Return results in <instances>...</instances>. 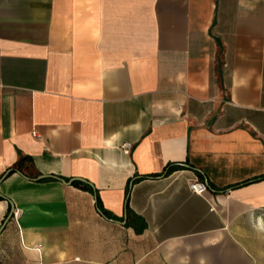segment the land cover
Returning a JSON list of instances; mask_svg holds the SVG:
<instances>
[{"label": "crops", "instance_id": "1", "mask_svg": "<svg viewBox=\"0 0 264 264\" xmlns=\"http://www.w3.org/2000/svg\"><path fill=\"white\" fill-rule=\"evenodd\" d=\"M0 264H264V0H0Z\"/></svg>", "mask_w": 264, "mask_h": 264}, {"label": "built area", "instance_id": "2", "mask_svg": "<svg viewBox=\"0 0 264 264\" xmlns=\"http://www.w3.org/2000/svg\"><path fill=\"white\" fill-rule=\"evenodd\" d=\"M129 146H125V150H128ZM190 189L197 193L201 194L207 190V184L202 181H193L189 184ZM15 214L17 213L16 211L14 212Z\"/></svg>", "mask_w": 264, "mask_h": 264}, {"label": "trees", "instance_id": "3", "mask_svg": "<svg viewBox=\"0 0 264 264\" xmlns=\"http://www.w3.org/2000/svg\"><path fill=\"white\" fill-rule=\"evenodd\" d=\"M23 160H24V158L21 157L20 160H19V162L17 163V165L13 166L11 168V170H14L16 167L17 168H20V165L22 164V161ZM74 184L77 185V186H79V187H81V188H83V189H89V190L91 189L90 186H88L87 184L81 183L79 181H74Z\"/></svg>", "mask_w": 264, "mask_h": 264}, {"label": "water", "instance_id": "4", "mask_svg": "<svg viewBox=\"0 0 264 264\" xmlns=\"http://www.w3.org/2000/svg\"><path fill=\"white\" fill-rule=\"evenodd\" d=\"M12 213V211L10 212V214Z\"/></svg>", "mask_w": 264, "mask_h": 264}]
</instances>
